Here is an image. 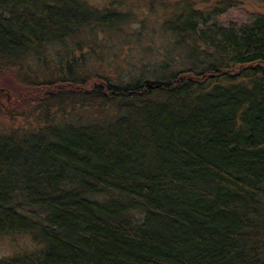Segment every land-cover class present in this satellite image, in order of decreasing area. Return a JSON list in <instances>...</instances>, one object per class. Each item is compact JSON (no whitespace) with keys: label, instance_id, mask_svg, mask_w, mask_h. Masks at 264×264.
<instances>
[{"label":"trees","instance_id":"trees-1","mask_svg":"<svg viewBox=\"0 0 264 264\" xmlns=\"http://www.w3.org/2000/svg\"><path fill=\"white\" fill-rule=\"evenodd\" d=\"M237 3L182 0L183 68L102 84L22 78L71 63L84 0H0V83L37 126L0 136V239L31 243L0 264H264V13ZM77 88L109 117L57 121Z\"/></svg>","mask_w":264,"mask_h":264},{"label":"rangeland","instance_id":"rangeland-1","mask_svg":"<svg viewBox=\"0 0 264 264\" xmlns=\"http://www.w3.org/2000/svg\"><path fill=\"white\" fill-rule=\"evenodd\" d=\"M95 12L84 21H99L94 28L81 30V34L74 43V59L67 65L63 57L65 51L60 49L61 57L58 60H49L41 63L35 59V65H29L22 72L24 79L37 75V79H44L47 75H63L74 80L89 78L90 82H109L124 84L136 77L145 76L153 80L155 76H167L164 70L166 65L170 69L183 68L182 55L173 48L174 38L165 28L176 12V5L182 0H84ZM200 8L216 5L222 0H190ZM239 10L246 12L264 13V5L259 0H237ZM98 11V12H97ZM89 12V11H86ZM104 15H108L107 18ZM102 22H106L104 25ZM181 52V51H180ZM51 56H55L51 54ZM168 68V67H167ZM169 69V68H168ZM37 73V74H36ZM26 79V80H28ZM12 81L5 80L0 83L2 99L0 100V136H8L10 132L18 129L37 130L36 125L25 126L22 117L25 111H18L12 104L13 97L9 92ZM9 90V91H8ZM69 99L63 102L64 112L57 116V121H79L83 124H92L102 121L110 112L106 108L94 109L93 99L86 97L83 105H73V97L80 92L88 95V89L74 90ZM92 104V105H91ZM73 105V106H71ZM106 109V110H104ZM29 110V109H28ZM14 111H17L15 114ZM56 111L53 110V113ZM79 118V119H76ZM76 119V120H75ZM29 121V119H28ZM27 237L14 239H0V258L23 251L30 246Z\"/></svg>","mask_w":264,"mask_h":264}]
</instances>
